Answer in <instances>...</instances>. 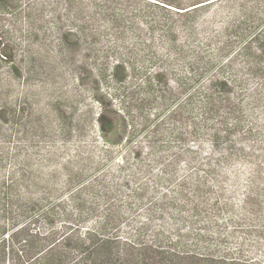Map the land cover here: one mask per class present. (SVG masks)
<instances>
[{
  "label": "rangeland",
  "instance_id": "obj_1",
  "mask_svg": "<svg viewBox=\"0 0 264 264\" xmlns=\"http://www.w3.org/2000/svg\"><path fill=\"white\" fill-rule=\"evenodd\" d=\"M108 1L122 15L119 27L88 23L91 0H0V227L10 207L44 231L78 220L84 232L107 212L121 232L150 222L151 233L176 237L171 224L194 221L182 233H206L202 247L236 252L245 238V252L264 261V234L251 228L258 218L264 225V201H244L251 175L264 170V69L242 58L232 74L226 69L262 31L264 0H223L185 18L156 0ZM230 24L235 47L221 57ZM118 61L126 65L120 83L112 78ZM226 79L223 98L239 108L242 125L215 145L211 131L224 136L234 115L223 109L205 127L201 109L205 89ZM103 111L117 113L107 138ZM206 172L216 179L198 189ZM196 197L202 215L192 219L182 205Z\"/></svg>",
  "mask_w": 264,
  "mask_h": 264
},
{
  "label": "trees",
  "instance_id": "obj_2",
  "mask_svg": "<svg viewBox=\"0 0 264 264\" xmlns=\"http://www.w3.org/2000/svg\"><path fill=\"white\" fill-rule=\"evenodd\" d=\"M156 1L160 3L157 6L159 10L185 18L197 15L210 8L212 4L223 0H190L187 5L171 0ZM101 5L103 7H100ZM91 9L94 12H90L88 23L97 24L107 20L110 26L119 27L118 24L122 21V15L117 14L116 8L110 1L91 0ZM79 14L77 12V15ZM236 34L238 33L231 24L222 31L223 43L219 47L221 57L229 54L235 47L233 36L236 37ZM245 36V33L237 35L238 39H244ZM3 57L6 60L9 59L8 54H4ZM238 58L246 61L249 67L258 68L260 72L264 69V26L262 31L240 50L237 57L229 60L226 69L230 74L234 71V64ZM125 66L118 61L117 65L112 68V78H115L116 83L121 82L119 71L125 70ZM211 66L210 62L205 63L207 69ZM230 86L231 83L228 79L215 81L204 92L201 116L202 124L205 127L214 120H220V113L223 109L225 111L231 110L235 119V128L229 129L227 127L224 136L217 127L211 131V139L215 145L221 139L229 140L228 138L233 135V131L242 125L240 119L242 113L239 108L234 107L232 109L233 105L230 98H223L225 94L229 93ZM259 99L264 101V89ZM101 104L104 105V101L101 100ZM121 108L120 112L126 117L128 106L121 105ZM116 116L117 113L112 115L107 111H103L99 115L98 122L104 138L116 132ZM220 124L225 125V119ZM216 126L219 124L217 123ZM250 134H252L251 131ZM219 162L220 164L223 163ZM206 176L196 181L198 189L202 187L203 190H206L211 181L216 179V175L211 172H206ZM218 183L219 180H217L216 185ZM200 198L196 197L192 200L193 202L187 201L185 205H182V209H187L192 219H197L202 215L201 202L200 204L197 202ZM244 201H264V170L261 167L260 169L256 168L255 173L251 175ZM255 206L256 208L251 211L253 216L257 215L260 209L258 204ZM13 212V207L4 211L5 221L3 227H0V256L9 259V264H264L261 259L251 257V254L245 252L247 243L245 238L238 240L239 248L236 252H220L211 247H202L206 243L208 246L210 244V239L206 233L197 232L184 235L182 233V228L191 229V226H194V221L184 220V222L179 221L178 224L175 222L171 224L176 237H172L171 234L167 236L164 232L163 234L151 233L149 231L152 227L150 222L128 225L126 231L121 232L123 229L122 222L113 218V213L110 212L91 223V227L84 232L78 220L68 223L67 227H71L68 229L66 227L57 231H44L34 229L37 227V221L27 222L23 215L16 216ZM258 220L260 218L252 221L253 227L251 228L260 229V234H264V225L258 227ZM237 224L235 227H246L245 222H238ZM163 227L166 228L167 224H163ZM9 228L12 231L8 238H5L4 235ZM68 230L69 232H66ZM259 242H262V238Z\"/></svg>",
  "mask_w": 264,
  "mask_h": 264
}]
</instances>
